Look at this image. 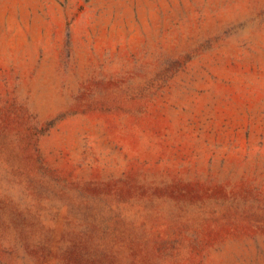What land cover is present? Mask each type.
<instances>
[{
    "label": "rangeland",
    "instance_id": "obj_1",
    "mask_svg": "<svg viewBox=\"0 0 264 264\" xmlns=\"http://www.w3.org/2000/svg\"><path fill=\"white\" fill-rule=\"evenodd\" d=\"M0 264H264V0H0Z\"/></svg>",
    "mask_w": 264,
    "mask_h": 264
}]
</instances>
